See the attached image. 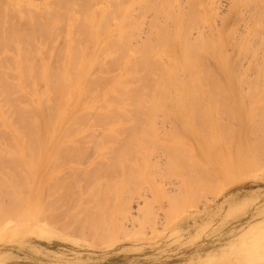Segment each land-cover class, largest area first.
<instances>
[{"label": "bare ground", "instance_id": "6f19581e", "mask_svg": "<svg viewBox=\"0 0 264 264\" xmlns=\"http://www.w3.org/2000/svg\"><path fill=\"white\" fill-rule=\"evenodd\" d=\"M149 1L0 0V156L13 157H7L6 163L1 157L0 168L5 169L7 165L20 169L35 167L33 207L29 212L35 210L41 218L44 204L48 206L46 211L52 213V206L62 203V207L54 208L55 212H59L57 207L63 212L54 214L53 210L52 215H46L45 226L61 222L71 229L77 223L81 225L80 220L76 221L80 217L85 219L81 218L82 224L90 225L91 220L80 216L82 208L72 213L66 207L72 202L74 207L83 200L84 204L95 207V203L103 205L95 219L97 221L101 215L112 217L108 221L113 228L119 229L127 221L130 226L131 221L156 225L164 207L168 208L166 215L184 205L195 207L216 178L231 184L254 170L248 164L257 162L258 154L254 150L257 143L252 148L248 142L242 145L243 141L236 140L239 143L233 149V142L226 141L223 132L211 130L206 136L204 129L209 128L196 121L198 112L192 104L200 97L193 93L202 85L209 88V84H204L201 70L197 69L200 75L195 68L201 66L206 74L212 72L209 62L210 66L215 63L213 53L202 51L209 46L206 39L201 41L200 44H204L200 49L193 46L197 40L191 41L190 36L186 37L188 41H183L182 34L185 36L191 30L183 23L190 19L184 22V16L181 17L182 28L190 30L184 28L182 32L186 31L180 33L181 20L176 15L178 10L174 11L181 8L177 4L179 0H161L165 3L159 6L166 4L167 15L174 19L171 21H175L176 29L170 32L167 23L163 22L164 28L163 23L155 19L156 23L149 24L151 28L147 32L151 36L155 34L158 43H151L154 38L148 37L144 27L150 21L147 22V8L154 3L150 10L165 12L167 8L156 7L160 0H157L159 3ZM176 4L179 7L175 9ZM167 15L166 22L170 20ZM190 17L191 21L199 22L200 16L197 20ZM198 22L197 25L194 22L195 27H199ZM169 25L170 21L167 27ZM152 29L163 32L156 34ZM199 30L201 33L202 29ZM200 58L207 59V64ZM225 61L224 58L218 61L219 66L214 70L224 68L223 73L218 74L219 87L235 89L242 82L237 78H242L240 75L236 78ZM159 110L164 116L162 122L155 121L154 113ZM239 126L245 131L250 123L246 120ZM211 147H215L216 153L210 152ZM220 158L227 161L220 163ZM194 160L204 169L194 168L191 162ZM58 168L60 172L64 170L63 173ZM7 177L4 178L7 180ZM128 179L137 184L127 185ZM1 180L0 192L2 187L8 186V190H13L14 201L23 199L14 192L16 179L5 180V183ZM114 181L121 184L115 186L114 195L110 197L109 189ZM133 203L141 205L136 214ZM2 206L0 204V218H5L8 212ZM115 213L119 225L113 222ZM93 224L99 228L97 222ZM78 225L72 228L78 230ZM100 225L102 227V223ZM93 227L89 229L95 233ZM80 229L82 232L83 228Z\"/></svg>", "mask_w": 264, "mask_h": 264}, {"label": "rangeland", "instance_id": "374dc122", "mask_svg": "<svg viewBox=\"0 0 264 264\" xmlns=\"http://www.w3.org/2000/svg\"><path fill=\"white\" fill-rule=\"evenodd\" d=\"M153 1L159 3L157 0ZM166 1L167 0H165V2ZM162 2L164 1L160 0V3L156 4V7L167 8V6H165L166 4H164V6H159ZM213 2H216V6ZM192 3L195 4L193 5ZM154 4L151 6L154 7ZM177 4L181 8H178L179 6ZM177 4L174 5L175 7L173 6V8H178L174 11L176 12L178 10L176 15L178 19L181 20V28L178 30L180 33L186 31L184 30L182 32L184 28L188 30L191 29L190 33L194 31L191 33L192 35H189V32V34L185 32V36L182 34V40L184 41L185 39V41H188L186 37L188 39L190 36L191 41L194 42L197 40L193 43V46L200 49L199 46L204 44H200L201 41L206 39L205 42L208 43L209 46L202 51L213 53V62H215L211 63V66L215 68H212L209 62V70L212 72L206 74H203V71L205 72L206 70H203L201 66L196 65L198 68H195L198 74L202 72L204 84H209V88L202 85L200 89L197 90L198 92L196 91L197 93H193L195 97H200V99H197L196 102L192 104V107L198 112L195 116L197 123H200L204 128H209V130L204 129V134L206 136H209L212 131H219V134L223 132L224 139L233 142V149H236L235 144L239 143L236 140L243 141L242 145L248 142L252 148H254L257 143L254 150L255 152L257 151L258 155H256L261 159V164H259V159L256 156L257 162L252 163L254 165L248 164L249 167L254 168L252 174L247 172L245 176H242L231 184H228L225 179H220L219 181V179L216 178V182L212 183L205 192V196L202 197L199 205L195 207L189 206L190 208H187L188 205H184L185 207L181 206L179 207L180 209L178 208L176 212H174L175 217H172L174 213H168L169 216L166 215L164 212L168 210V208L165 209L164 207L157 219L156 225L155 223L149 225L143 222L140 224V222L136 221L134 223L131 221L132 226H130V221L126 223L125 220L124 222L128 230L123 227L125 223L120 225L121 228L119 226V229H117V226L113 228L114 225L110 223L111 221H108L110 218L111 220L113 219L110 216V218H108L106 217L107 215H105V217L101 215L106 219L104 220V218L102 219L100 216L96 221L95 218L99 217L100 214L98 212L103 205H99L95 202L96 207L89 203L84 204L85 200L78 202L74 207L73 202L72 204L70 203L71 205L67 204L66 207L70 209L72 213H74L75 210H79L78 208H82L83 210H79L80 216H85L91 220L90 225L88 223H83L84 226L82 227V222L85 221V219L84 217L78 219L77 217H79V214L78 216L76 215L77 222L79 220L81 221V218L83 220L82 222L79 221V223H81V225L79 224L80 227L85 230L82 229V232L80 231V227L77 228L80 232L73 229L77 227V222V224L74 223L76 226H72L73 228L71 227V229L70 227H64L61 222L53 223L50 227L45 226L48 216L49 214H53V210L54 214H61V212H63L62 208H59L62 210L61 211L58 207L56 210L59 212H55L56 206L60 205L59 207H62L61 202H57V205L55 203V208L52 206L53 210L50 208L52 213H49L50 210L48 212L46 211L48 210V206L46 207V204H44L43 206L45 207L42 209L41 218L37 217L35 210L34 213H30L29 209L33 207L34 199L33 186L36 177L35 167L25 166L23 169H20L17 168L19 166L14 167L6 164L7 166L5 169L4 166L1 167L2 169L0 168V175H3L2 177L0 176V180L3 178L1 182H4L7 176H9L7 180L12 179L14 181L16 179L15 181L17 183H15L17 185H15V189L17 191L14 190V192H18V195L21 197L23 196V199L21 198L20 200L14 201L12 198L14 196L12 193L13 190H8V186H5V189L3 187L1 188V191H3L0 193H2L3 196L0 195V204L3 205V210L8 213L4 215L5 218H0L2 222L0 226V264H264V0H201L199 3L197 0L194 2L193 0H179ZM211 4H213V6ZM151 6L147 8L149 12H147V16H151V18L147 17V22L149 19L151 23L149 21L146 25L144 24L146 33L150 32L152 23H160L158 21L167 23L166 28L169 29L170 32H175V21H171L172 18L167 15L168 8L165 10V12L167 11L166 13L164 11L162 12L160 9L161 14L158 9L157 11L160 15H157V11L153 9L150 10ZM214 8H216V10ZM195 9L197 10L196 12H198V9L200 10V12H198L200 17L195 12ZM194 13H196V16ZM213 13H215L216 17ZM166 15L170 19L168 22H166ZM189 15H192L195 20L199 17V22L197 21L199 27H195L197 22L191 21L192 18ZM183 16H189V18H184ZM181 17H183L184 22L185 19L186 21L190 19L189 21L193 24L195 22V24L191 25L188 21L189 23L183 24L186 26L188 25L190 29L188 27L182 28L183 21ZM155 19H157L156 22ZM200 19L203 22H201ZM169 21V26L171 27L168 26V28L167 25ZM199 29H202L201 33ZM154 31L156 34L163 32L161 29L160 32L159 30H153V32ZM151 35L148 33L150 39L154 38L155 34H153V36ZM194 35H196V37ZM205 35H208L207 38L211 37L210 40H207ZM156 36L158 37V35ZM134 37L136 39V36H133V38ZM154 39H156V37ZM154 39L150 40L151 43H153L152 41L158 43V38L156 40ZM204 57H206V55ZM222 58L226 60V66L233 70L236 78L239 75V77L242 78V80L237 78L238 82H242H239V86L235 89H223L219 87L221 80L218 74L219 72L223 73L224 68L215 72L214 70L219 66L217 64H219ZM200 59L203 60L202 58ZM206 60L202 62L205 61L204 63H206ZM197 69H200L201 72ZM182 74L185 75L184 72ZM160 110L154 113V117L155 121L162 122L164 116ZM246 120L250 123V126L247 130L241 131L239 125ZM206 122L209 124H205ZM240 136L241 138L238 139ZM249 136L251 139L248 138ZM211 149L212 151L210 152L212 154L216 153L215 147H211ZM254 150L252 151L254 152ZM1 157H4L3 161L6 159L5 163L9 161L8 158H13L8 155V158L3 155L0 156V158ZM234 157H236V155H234ZM54 158L55 156H53V159ZM60 158L61 157H59V159ZM64 159L66 161L65 157ZM56 161L59 160L57 159ZM225 161H227V159L225 160L224 158L222 160L220 158L219 162L225 163ZM189 162L190 161H188L187 164ZM191 162H193L194 168L204 169V166L202 167L195 162V160ZM61 165L59 164L58 166L61 168ZM63 166L61 169L64 168ZM53 167L55 168L54 165ZM53 167L50 169H54ZM60 168H58L59 170H55L60 172ZM5 170V173L8 175L4 172V174L2 173V171ZM7 170L10 171L8 172ZM12 171L16 173L13 172V175L10 174ZM61 171L60 173H63L64 170ZM134 173L135 175H139L136 172ZM10 175H12V178ZM120 184L121 182L118 183V181L113 182L109 189L110 197L114 195L115 186L119 187ZM126 184L135 186L137 183L132 179H128ZM215 191L217 194L214 193ZM74 192L75 194L77 193L73 190L72 193ZM11 194H13V196H11ZM88 195L89 194L86 196ZM45 197H47V193ZM88 197L93 198L94 196L92 197L89 195ZM140 201L139 203L143 205V201ZM25 202L27 203L25 204ZM90 206L91 208L89 209ZM140 206L141 205L137 203H133L134 214L137 213L136 210H138L137 208ZM162 212L164 214H162ZM76 213L78 212L76 211ZM95 214L99 215L96 216ZM164 215H166V217ZM113 217V222L116 225L118 220L116 221L115 219L118 216H116L115 213ZM95 221L102 231L96 227L97 225L95 226L93 224H96ZM101 223L102 227L100 225ZM86 224L87 226L92 225V227L94 225L96 227H93L95 233L91 231L92 229H89V226L86 227ZM104 225L105 229L103 228ZM62 226L65 229H62ZM97 230L100 231L98 232ZM104 230H107V232ZM74 231L79 233L76 235ZM86 231H88V233ZM101 234L102 236H99ZM96 235L99 236L100 240Z\"/></svg>", "mask_w": 264, "mask_h": 264}]
</instances>
